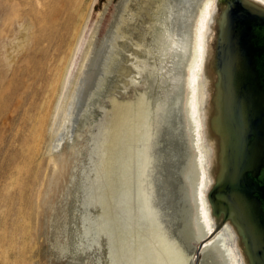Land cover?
Returning a JSON list of instances; mask_svg holds the SVG:
<instances>
[{"label": "rangeland", "instance_id": "rangeland-1", "mask_svg": "<svg viewBox=\"0 0 264 264\" xmlns=\"http://www.w3.org/2000/svg\"><path fill=\"white\" fill-rule=\"evenodd\" d=\"M120 1L0 0V264H136L138 235L161 241L151 208L142 205L146 190L135 158L148 112L145 103L139 108L140 92L155 105L169 88L148 60L155 56L159 67V34L148 15L153 0H131L125 18L133 29L123 22L131 46L142 44L135 51L146 61V83L126 84L125 71L113 64L101 89L90 92L80 114L61 129V144L49 151L57 130L50 133L48 117L83 16L92 3L76 63L90 29L99 24L103 37ZM158 139L167 170L175 143L168 135ZM199 243L194 264L201 258Z\"/></svg>", "mask_w": 264, "mask_h": 264}, {"label": "bare ground", "instance_id": "bare-ground-1", "mask_svg": "<svg viewBox=\"0 0 264 264\" xmlns=\"http://www.w3.org/2000/svg\"><path fill=\"white\" fill-rule=\"evenodd\" d=\"M130 1H120L117 14L103 37H99V24L90 29V41L82 59L76 63V54L91 21L92 3L85 12L58 80L55 104L48 117L50 133L57 130L49 151L61 144V129L73 120L76 111L80 114L88 94L101 89L107 76L112 74L113 64L125 71L126 84L128 81H145L142 75L146 61L137 57L135 51V47L142 44L134 43L135 47H132L133 39H128L127 34L131 32L123 26L125 22L133 29L131 19L125 18L130 16L126 12ZM256 1L264 5V0ZM149 8L148 15L159 34V67L155 65V56L148 60L155 67L154 75L169 88L163 91L164 100H156L155 105L146 91L140 92L139 108L145 103L148 112L142 120L145 133L142 143L135 148V158L146 190L142 205L146 210L151 208L162 237L159 241L152 235H138L135 259L138 260L136 264H194L196 244L220 221L212 214L207 200V192L218 170L217 134L210 126L215 111L212 102L215 86L209 65L217 19L216 4L215 0H153ZM121 89L126 86L122 85ZM112 101L121 106L115 98ZM166 135L174 141L175 147L172 142L169 145L177 154L169 153L172 160L167 170L163 161L168 159L158 158L163 155L161 149L164 147L155 146L156 139ZM50 159L55 160L53 156ZM157 162L161 167L160 178L155 172L159 171L156 170ZM124 168L127 174L128 168ZM242 247L241 236L226 221L222 230L201 248L199 264H238L237 257L240 264H249ZM149 250L155 253L153 258H150L152 252Z\"/></svg>", "mask_w": 264, "mask_h": 264}, {"label": "water", "instance_id": "water-1", "mask_svg": "<svg viewBox=\"0 0 264 264\" xmlns=\"http://www.w3.org/2000/svg\"><path fill=\"white\" fill-rule=\"evenodd\" d=\"M215 4L210 126L217 134L218 170L207 200L220 221L198 250L228 221L242 238L249 264H264V5Z\"/></svg>", "mask_w": 264, "mask_h": 264}]
</instances>
